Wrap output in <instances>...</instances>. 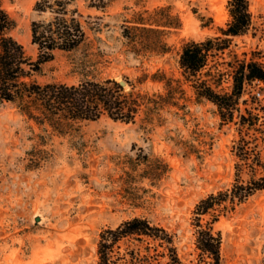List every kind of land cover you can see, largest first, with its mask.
I'll return each instance as SVG.
<instances>
[{"label": "rangeland", "instance_id": "1", "mask_svg": "<svg viewBox=\"0 0 264 264\" xmlns=\"http://www.w3.org/2000/svg\"><path fill=\"white\" fill-rule=\"evenodd\" d=\"M35 1L2 0L15 21L10 34L31 58L37 49L31 43L30 25L43 17L34 10ZM101 1L75 0L91 16L84 22L86 40L73 50H56L34 74L38 82L75 83L85 77L107 76L124 80L125 76L134 78L143 67L150 71L163 68L178 78L183 40L214 35L230 19L227 0H104L103 9L89 5ZM248 3L250 30L209 62L212 70L225 66L234 53L264 65V0ZM163 4H171L182 22L178 32L165 38L170 51L135 56L122 36L123 19L134 11ZM231 84L232 75L225 73L214 88L226 92ZM183 86V109L165 108L160 125H145L140 120L124 123L103 116L65 135L53 134L50 128L42 130L13 104L1 103L0 264H97L100 230L136 215L175 234L183 264H205L207 258L194 244L192 209L207 193L233 181L236 157L232 145L238 138V125L222 122L211 101L196 98L187 83ZM141 87L157 90L161 84L149 80ZM243 97L260 115L255 134L264 157L262 85L246 83ZM40 135L46 144L39 143ZM34 147L44 149L38 153L43 157L38 165L29 166ZM216 213L212 227L222 236L221 264H264V189L233 211ZM212 218V214L204 215L203 222Z\"/></svg>", "mask_w": 264, "mask_h": 264}, {"label": "trees", "instance_id": "2", "mask_svg": "<svg viewBox=\"0 0 264 264\" xmlns=\"http://www.w3.org/2000/svg\"><path fill=\"white\" fill-rule=\"evenodd\" d=\"M89 5L103 9L105 1ZM226 7L230 19L218 33L200 40H183L178 78H173L163 68L150 71L143 67L134 78L125 76V84L111 76L102 79L85 77L75 83H41L34 78L41 64L51 60L56 50L69 51L79 47L87 37L84 22L91 16L85 15L75 0H36L34 10L43 17L32 20L30 25L31 43L37 49L36 57L31 58L23 44L10 34L15 21L0 0V104H13L19 114L42 130L50 128L53 134L65 135L77 131L83 123L103 116L124 123L140 120L145 125H160L165 120V108L174 105L183 109L184 83L191 87L196 98H205L217 107L222 122L237 123L238 138L232 145L236 157L233 181L227 187L207 193L192 209L194 244L207 258L205 264H221L222 236L212 227L218 219L216 211H233L236 205L264 189V157L258 149L255 134L260 129V115L249 108V99L243 97L246 83L257 81L264 90V65L253 57L240 58L234 53L222 68L212 70L208 66L252 26L248 0H227ZM181 25L171 4H163L151 10L134 11L125 17L122 36L127 49L135 56L162 55L171 48L166 36L178 32ZM225 73L232 75L231 88L219 92L214 85L219 84ZM149 80L160 83L161 88L141 87ZM251 99L259 105L257 98ZM40 137L39 143L46 144L45 137ZM34 148L36 153L31 154L29 166L38 165L43 157L38 153L44 149ZM207 214L214 218L203 222V216ZM174 235L143 216L125 219L115 227L100 230L97 264H183L174 244Z\"/></svg>", "mask_w": 264, "mask_h": 264}, {"label": "water", "instance_id": "3", "mask_svg": "<svg viewBox=\"0 0 264 264\" xmlns=\"http://www.w3.org/2000/svg\"><path fill=\"white\" fill-rule=\"evenodd\" d=\"M120 83H121V84H125V81H124V80H120Z\"/></svg>", "mask_w": 264, "mask_h": 264}]
</instances>
